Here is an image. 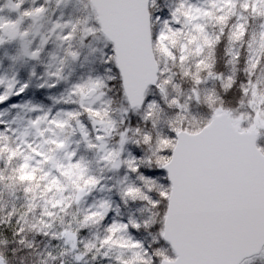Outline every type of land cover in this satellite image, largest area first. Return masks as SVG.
I'll list each match as a JSON object with an SVG mask.
<instances>
[{"label":"snow or ice","instance_id":"1","mask_svg":"<svg viewBox=\"0 0 264 264\" xmlns=\"http://www.w3.org/2000/svg\"><path fill=\"white\" fill-rule=\"evenodd\" d=\"M0 264H264V0H0Z\"/></svg>","mask_w":264,"mask_h":264}]
</instances>
